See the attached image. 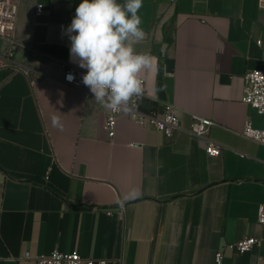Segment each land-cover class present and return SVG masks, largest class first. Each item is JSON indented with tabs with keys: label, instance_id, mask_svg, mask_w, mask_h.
<instances>
[{
	"label": "crops",
	"instance_id": "crops-1",
	"mask_svg": "<svg viewBox=\"0 0 264 264\" xmlns=\"http://www.w3.org/2000/svg\"><path fill=\"white\" fill-rule=\"evenodd\" d=\"M17 2L12 60L27 72L0 67V264L56 248L81 264H217L219 250L222 264H264V144L242 134L264 127L243 101L246 72L264 68V0H143L145 103H173L181 128L122 115L112 141L108 108L62 82L81 0ZM193 113L215 121L220 155L190 132ZM250 235L261 244L227 247Z\"/></svg>",
	"mask_w": 264,
	"mask_h": 264
},
{
	"label": "clouds",
	"instance_id": "clouds-1",
	"mask_svg": "<svg viewBox=\"0 0 264 264\" xmlns=\"http://www.w3.org/2000/svg\"><path fill=\"white\" fill-rule=\"evenodd\" d=\"M143 0H81L65 29L70 61L86 70L83 84L101 106L114 112L131 111L143 95L139 73L150 68V56L138 53L135 45L146 33L139 15ZM69 82L74 75L66 77ZM161 85L158 91L165 90Z\"/></svg>",
	"mask_w": 264,
	"mask_h": 264
},
{
	"label": "built area",
	"instance_id": "built-area-1",
	"mask_svg": "<svg viewBox=\"0 0 264 264\" xmlns=\"http://www.w3.org/2000/svg\"><path fill=\"white\" fill-rule=\"evenodd\" d=\"M42 10L43 5L37 4L36 12L41 13ZM17 14V0H0V38H10L12 42V46L9 49H6L4 46V49L0 51V67L12 66L15 69L25 70L20 64H14L12 60L14 49L17 44L14 35ZM258 43H261V40H258ZM25 72H27V70H25ZM69 73L74 75V80L72 82H69L66 78ZM84 74H86L85 69H81L77 65H70L66 69L62 82L70 87L83 91L87 95H93L89 88L82 82ZM139 78L142 80L143 95L136 99L135 105H130L131 111L124 113L123 111L114 112L108 109L107 117L103 123V129L111 141L116 135L118 119L122 115L129 116L143 126L151 125L170 137L177 129L181 128L180 117L173 103L165 102L162 107L144 108L142 106L146 101L148 93L146 77L144 75H139ZM34 79L32 81H34ZM245 81L243 101L264 115V68H255L247 71L245 74ZM214 123L215 121L209 117L193 113L192 124L189 130L195 137L204 142L205 150L209 155L218 156L221 154L222 145L213 140L209 135L210 128ZM242 134L264 144V127H255L250 120L246 121ZM259 221L264 222V213H261ZM261 241V237L250 235L241 240L227 243V247L244 253L251 250L255 245L261 244ZM224 256L222 250L216 253L217 264H222ZM26 257L34 258L40 264H81L84 260L78 251L64 252L57 248L50 253L39 254L34 257L27 254ZM97 262L99 264H108L107 259H99ZM95 263L96 261L94 259L87 260V264Z\"/></svg>",
	"mask_w": 264,
	"mask_h": 264
},
{
	"label": "water",
	"instance_id": "water-1",
	"mask_svg": "<svg viewBox=\"0 0 264 264\" xmlns=\"http://www.w3.org/2000/svg\"><path fill=\"white\" fill-rule=\"evenodd\" d=\"M167 64H168V70H172L174 67V62L172 59H167Z\"/></svg>",
	"mask_w": 264,
	"mask_h": 264
},
{
	"label": "trees",
	"instance_id": "trees-1",
	"mask_svg": "<svg viewBox=\"0 0 264 264\" xmlns=\"http://www.w3.org/2000/svg\"><path fill=\"white\" fill-rule=\"evenodd\" d=\"M147 105H148V106H147ZM142 106H143L144 108H150V107H153V104H148V103L146 104V103H145V104H143Z\"/></svg>",
	"mask_w": 264,
	"mask_h": 264
}]
</instances>
